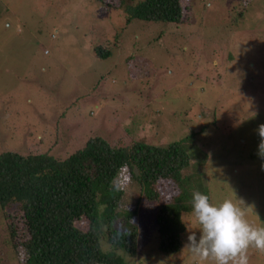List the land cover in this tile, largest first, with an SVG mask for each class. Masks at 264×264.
Returning a JSON list of instances; mask_svg holds the SVG:
<instances>
[{"label":"rangeland","instance_id":"obj_1","mask_svg":"<svg viewBox=\"0 0 264 264\" xmlns=\"http://www.w3.org/2000/svg\"><path fill=\"white\" fill-rule=\"evenodd\" d=\"M226 1L193 0L190 22L165 24L127 20L124 7L132 0H0V153L67 155L89 138L114 134L159 147L185 138L186 149L209 159L190 181L210 190L211 203L231 199L250 223L264 226L258 134L264 124V0L248 10L253 16L244 29L239 24L233 32L214 26L220 18L224 26L233 22L221 13ZM110 42L117 47L107 59L94 55L98 44L106 51ZM216 95L226 101L213 112L223 101ZM221 110L227 112L214 118ZM195 168L191 162L187 170ZM126 171L120 168L114 180L124 211L138 195ZM157 186L163 196L179 191L171 181ZM19 214L12 218L19 221ZM181 219V249L164 257L156 251L150 208L131 216L139 248L126 263L214 264L186 247L188 236L200 231L193 212L183 211ZM9 221L0 216V264H20L24 256L14 257ZM114 226L130 227L123 219ZM248 257L249 264H264V252L255 248Z\"/></svg>","mask_w":264,"mask_h":264},{"label":"trees","instance_id":"obj_2","mask_svg":"<svg viewBox=\"0 0 264 264\" xmlns=\"http://www.w3.org/2000/svg\"><path fill=\"white\" fill-rule=\"evenodd\" d=\"M260 1L227 0L226 13L224 8L221 13L233 22L224 26L225 19L220 18L214 26L230 32L244 29L241 25L246 17L253 16L248 10ZM192 4L193 0H132L124 7V16L165 24H178L182 19L190 22ZM114 47L110 42L105 51L98 44L93 53L107 59ZM216 97L223 101L217 102L213 112L225 106L226 97ZM225 112L221 110L214 118ZM185 145V138L159 147L140 139L126 141L121 134H114L110 140L89 138L67 155L44 152L24 157L16 150L1 152L0 216L10 218L6 225L12 228L14 257L20 260L23 254L20 264H128L139 248L138 228L129 218L142 214L146 207L156 223V251L164 257L177 253L186 229L181 214L192 212L193 191L211 200L209 189L190 181L191 176L204 173L203 164L209 159ZM191 162L196 168L189 171ZM123 166L127 180L132 178L129 182L138 184L135 204L133 208L126 206V211L123 190L114 185ZM162 180L175 183L177 195L167 191L163 196L157 186ZM15 211L16 216L20 213L19 221L12 218ZM116 219L127 222L129 230L115 227ZM82 221L86 225L76 224Z\"/></svg>","mask_w":264,"mask_h":264},{"label":"clouds","instance_id":"obj_3","mask_svg":"<svg viewBox=\"0 0 264 264\" xmlns=\"http://www.w3.org/2000/svg\"><path fill=\"white\" fill-rule=\"evenodd\" d=\"M261 137L259 154L264 156V124L258 128ZM192 212L200 226L199 235L191 233L186 247L202 261L214 264H249L248 250L264 252V226H254L246 211L231 199L220 204L210 202L200 191L192 193Z\"/></svg>","mask_w":264,"mask_h":264}]
</instances>
